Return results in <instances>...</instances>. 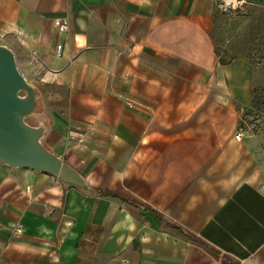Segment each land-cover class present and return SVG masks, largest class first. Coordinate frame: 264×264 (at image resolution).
<instances>
[{
    "label": "crops",
    "instance_id": "1",
    "mask_svg": "<svg viewBox=\"0 0 264 264\" xmlns=\"http://www.w3.org/2000/svg\"><path fill=\"white\" fill-rule=\"evenodd\" d=\"M218 11L0 0V44L37 89L43 143L93 191L0 162V264H264V133L235 138L255 72L220 62Z\"/></svg>",
    "mask_w": 264,
    "mask_h": 264
},
{
    "label": "water",
    "instance_id": "2",
    "mask_svg": "<svg viewBox=\"0 0 264 264\" xmlns=\"http://www.w3.org/2000/svg\"><path fill=\"white\" fill-rule=\"evenodd\" d=\"M39 101L37 89L19 70L13 50L0 44V162L54 175L64 187L92 193L84 176L44 145L48 127L37 111Z\"/></svg>",
    "mask_w": 264,
    "mask_h": 264
},
{
    "label": "rangeland",
    "instance_id": "3",
    "mask_svg": "<svg viewBox=\"0 0 264 264\" xmlns=\"http://www.w3.org/2000/svg\"><path fill=\"white\" fill-rule=\"evenodd\" d=\"M217 8L213 38L220 62L243 58L255 72L253 104L240 127L250 134L264 133V0H217ZM28 122L36 125L33 119Z\"/></svg>",
    "mask_w": 264,
    "mask_h": 264
},
{
    "label": "built area",
    "instance_id": "4",
    "mask_svg": "<svg viewBox=\"0 0 264 264\" xmlns=\"http://www.w3.org/2000/svg\"><path fill=\"white\" fill-rule=\"evenodd\" d=\"M54 24H55V27L61 32H67L69 29V21L67 19L56 20ZM61 51H62V46L60 45L57 46L56 48L57 56H61ZM243 133H244V130H242V128L239 127V131L237 132L235 136L236 140L241 141L243 139ZM72 138H74V136H72Z\"/></svg>",
    "mask_w": 264,
    "mask_h": 264
},
{
    "label": "trees",
    "instance_id": "5",
    "mask_svg": "<svg viewBox=\"0 0 264 264\" xmlns=\"http://www.w3.org/2000/svg\"><path fill=\"white\" fill-rule=\"evenodd\" d=\"M98 194H100V195H111L109 192H97Z\"/></svg>",
    "mask_w": 264,
    "mask_h": 264
}]
</instances>
